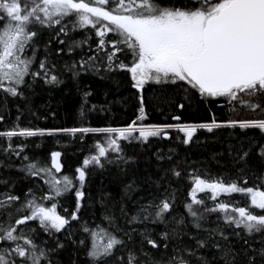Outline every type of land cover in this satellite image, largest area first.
Wrapping results in <instances>:
<instances>
[{"label": "snow or ice", "instance_id": "snow-or-ice-1", "mask_svg": "<svg viewBox=\"0 0 264 264\" xmlns=\"http://www.w3.org/2000/svg\"><path fill=\"white\" fill-rule=\"evenodd\" d=\"M45 29L55 31L60 45L66 44V40L59 39L61 35L68 37L70 31L91 29L98 43L92 47L91 35L68 43L69 53L87 44L92 54L64 62L61 73L50 60L52 54L48 45L44 46L43 58L38 59L36 38ZM109 33L114 34V38L106 40ZM63 52L64 48L59 47L55 54L59 56ZM118 53L125 59H120ZM101 69L105 77L111 72H126L131 86L137 90L142 91L149 81L185 82L201 98H226L233 113L237 105L264 113V0H0V92L23 98L24 90L32 86L26 77H31L33 83L42 80L47 85H58L64 82L60 78L62 74L71 73L72 79L78 82L82 74L98 75ZM90 95L91 92H83L80 127L30 128L20 127L17 122L0 131V156L9 161L5 165L0 159V166L16 167L29 177L42 179L48 187L43 197H38L30 188L22 200L13 194L14 183L9 185L8 180H0V185L6 188L0 192V264H57L54 255L65 245L55 239L56 233L66 230L73 221L79 223L78 230L84 235L73 243L85 249L88 264H109L113 258L115 264H264V175L257 176L256 186L248 187L247 178L241 186L237 181L225 183L223 177L189 174L193 182L189 192L191 199L184 204L185 214L176 216L172 215L175 195L167 188L162 198L153 196L138 205L133 202L132 209L121 203L119 219L123 226L110 211L101 215L98 224L81 221L78 216L85 198L87 169L102 168L105 162L126 164L131 159L125 158L121 140L145 143L150 137L167 139L169 130L175 129L183 133V143L188 144L201 129L208 132L236 127L258 129L260 136L248 138L247 150L242 142L234 157L237 162L246 164L254 149L264 160V118L218 119L213 113L204 122L182 123L181 116L171 115L166 119L175 123L148 124L141 95L138 115L125 127H91L85 126L90 124L86 116L97 106L86 107ZM179 108L183 109L184 105ZM4 120V115L0 114V122ZM58 133L73 138L79 135L81 142L88 134L103 137L94 142V151L84 157L74 177L55 175L61 173V152H51L49 165L42 158L25 155L26 144L13 143V138ZM110 154H114V159H109ZM13 156L20 160L18 166L12 162ZM157 159L171 162L172 157L157 153ZM161 171L164 175L154 181L158 190L168 172L176 177L181 175L175 166L161 168ZM72 190L76 208L65 216L57 211L58 203L53 201ZM206 190L211 192L214 204L211 208L197 197V193ZM135 191V181L125 186V196ZM233 193L245 200L250 198V203L238 206L239 201H218L221 194ZM217 213L222 215L210 221L209 217ZM36 221L39 228L53 238L54 246H49L47 240L37 242V229L27 227L29 222ZM149 224L165 226V231L159 234L160 243L152 238ZM189 224L195 233L186 230ZM71 235L69 231V237ZM254 235L261 237L260 247H253L255 241L250 238ZM137 236L141 238L139 247L135 243ZM241 240L243 244L238 249ZM145 244L156 250L162 246L165 255L159 259L152 257L145 251ZM118 250L123 254L117 255Z\"/></svg>", "mask_w": 264, "mask_h": 264}, {"label": "trees", "instance_id": "trees-1", "mask_svg": "<svg viewBox=\"0 0 264 264\" xmlns=\"http://www.w3.org/2000/svg\"><path fill=\"white\" fill-rule=\"evenodd\" d=\"M55 31H58V27ZM55 31L45 29L40 31L36 38V44L39 46L38 59L44 56V46L48 45L49 52L52 54L50 60L56 63L58 70L63 73L64 62L79 60L81 56L91 55L88 45L74 48L72 53L67 50V44L71 41H80L87 35H91L92 39L89 43L95 48L98 43V37L95 36L94 30L85 32L77 30L69 32L68 37L61 35L59 39L66 40L65 45H60L55 36ZM114 38V34L109 33L105 38L110 40ZM49 41L51 43L49 44ZM64 48V52L57 56L56 49ZM109 50H111L109 48ZM31 55V51L28 52ZM120 59H125L123 55L117 54ZM130 60L131 57L129 56ZM127 62V61H126ZM38 66V65H37ZM105 72L101 69L97 75L89 72L82 74L79 81L72 79L71 73L62 74L60 78L64 81L58 85H47L42 80L32 82L31 77L26 80L32 85L31 88L24 90V97L6 96L0 92V114L4 115L5 120L0 122V131L11 128L15 123H19L20 127L30 128H71L80 127V106L83 102V92H91L88 97L87 108L96 105L97 109L91 111L86 116V121L90 124L85 126L91 127H125L131 123L138 115L140 107V96L144 98V107L147 113L145 123H175L170 118L171 115L181 116L182 123H200L210 119L214 113L218 119H259L264 118V113L260 111H250L237 105L236 112L230 111L229 105L220 106L224 102L218 98H201L198 92L188 88L185 82H176L175 84L155 83L149 81L144 89L137 90L131 86L130 75L123 71L108 73L105 78ZM187 89V91H186ZM183 104L184 108L180 109L179 105ZM19 117V121H17ZM138 135V134H136ZM258 129L242 130L236 128H220L213 132L207 130H198L193 139L188 143H183L184 135L175 129L169 130L170 138L150 137L145 143L136 140H121V147L125 158H131L128 163H104V167L92 166L87 169V175L84 185L85 198L81 201L82 207L78 213L81 221L92 223H100L101 215L106 211H110L117 216V222L123 226V221L119 219L120 204L123 203L132 209V203H146L153 196L162 198L165 188L169 193L175 195V204L173 206L172 215L185 214L184 204L190 202L189 192L193 187V182L189 174L200 175L201 177H223L225 183L237 181L243 185V180L247 178L246 186H256L259 182L257 176L264 175V160L256 155L254 149L247 157V163L237 162L234 157L238 155V150L243 142L245 150L248 148L247 140L250 137H259ZM96 140H103L99 134H88L81 142L79 135L75 138L68 134L58 133L52 136L45 135L43 137L31 138H13L14 144L24 143L27 145L24 154L29 157H39L50 165V154L53 151L62 153V169L61 173H55L59 178L61 175L74 177L75 169L80 167L85 156L90 155L94 151L92 145ZM264 142V140H262ZM38 146V147H37ZM231 149V152H230ZM157 153H163L165 156L172 157L171 162L164 160L158 161ZM242 154V153H240ZM5 161V165L9 161L0 156ZM109 159H114V154L109 155ZM14 165H19L20 160L12 157ZM173 166L181 173L179 177L168 172L166 178L161 182L162 186L158 190L154 181L160 179L164 173L163 169H171ZM243 169V171H241ZM55 171V170H53ZM0 180H8L9 185L15 184L13 194L24 199V193L28 189H33L38 197H43L48 192V187L44 181L37 177H29L24 172L18 171L16 167L7 168L0 166ZM135 181L137 191L129 193L125 196V186ZM79 187V185H76ZM6 191V188L0 185V192ZM123 197V200L121 199ZM130 197V198H129ZM140 197H145L141 200ZM199 199L205 201L207 207L214 206L210 199L211 194L208 191L197 195ZM218 201L230 202L239 201L238 206H247L250 198L245 200L238 193L221 194ZM57 211L68 216L76 208L75 191H68L61 196L58 201ZM49 204L50 202H45ZM67 209V212H65ZM201 211L203 209H200ZM217 215L212 214L210 221H215ZM171 219V217H167ZM210 226V225H206ZM214 226V225H211ZM27 227L37 229V242L47 240L49 246H54L53 238L44 233L38 225V221L29 222ZM152 231V238L159 241L160 232L165 231L163 224L147 226ZM79 229V223L73 221L66 230L56 233L55 239H59L64 243L65 247L58 250L54 255L57 264H88V258L85 255V249L78 246L79 241L84 238L82 230ZM195 233V229L189 224L186 229ZM69 231L72 235L69 237ZM244 235V233H241ZM140 237L135 238L137 247L140 246ZM187 240V237L184 238ZM253 247H260L258 241L261 239L259 235L250 238ZM243 241L237 244L239 249ZM131 247V245H129ZM145 251L152 257L159 259L165 255L161 246L159 250L152 249L145 244ZM172 245H169V253ZM117 255L123 254L117 251ZM109 264H115V258L109 261Z\"/></svg>", "mask_w": 264, "mask_h": 264}, {"label": "flooded vegetation", "instance_id": "flooded-vegetation-1", "mask_svg": "<svg viewBox=\"0 0 264 264\" xmlns=\"http://www.w3.org/2000/svg\"><path fill=\"white\" fill-rule=\"evenodd\" d=\"M218 99H221L222 101H224V102H222V103L219 104L220 106H223V105H227L228 104L226 98L218 97Z\"/></svg>", "mask_w": 264, "mask_h": 264}, {"label": "rangeland", "instance_id": "rangeland-1", "mask_svg": "<svg viewBox=\"0 0 264 264\" xmlns=\"http://www.w3.org/2000/svg\"><path fill=\"white\" fill-rule=\"evenodd\" d=\"M137 134H138V133H137ZM207 191L211 194L210 190H207ZM198 194H200V193H197V195H198Z\"/></svg>", "mask_w": 264, "mask_h": 264}, {"label": "water", "instance_id": "water-1", "mask_svg": "<svg viewBox=\"0 0 264 264\" xmlns=\"http://www.w3.org/2000/svg\"><path fill=\"white\" fill-rule=\"evenodd\" d=\"M60 162H61V164H62V161H61V159H60ZM62 166H63V164H62ZM207 191V190H206Z\"/></svg>", "mask_w": 264, "mask_h": 264}]
</instances>
